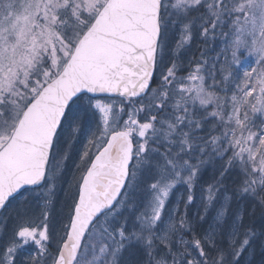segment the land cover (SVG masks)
Masks as SVG:
<instances>
[{
  "label": "snow or ice",
  "instance_id": "6c2138e0",
  "mask_svg": "<svg viewBox=\"0 0 264 264\" xmlns=\"http://www.w3.org/2000/svg\"><path fill=\"white\" fill-rule=\"evenodd\" d=\"M3 212L0 264H264V0H0Z\"/></svg>",
  "mask_w": 264,
  "mask_h": 264
},
{
  "label": "trees",
  "instance_id": "16d2710c",
  "mask_svg": "<svg viewBox=\"0 0 264 264\" xmlns=\"http://www.w3.org/2000/svg\"><path fill=\"white\" fill-rule=\"evenodd\" d=\"M208 47L211 48V44H209ZM204 48H205L204 41L201 38L197 37L196 39H194L191 42L190 46L185 48L184 53H183V58L187 59V58L192 57V56L199 57L201 50H203ZM218 51H219V45L217 46V48L214 51H208L207 52L208 59L211 60V58L213 56H215ZM217 163H219V162H217ZM211 172H212V168L210 167L208 169V173H207V175L205 177L206 179L211 174ZM179 191H183V190L180 189ZM198 194L199 193L197 192V195ZM199 211H202V209H200ZM252 211H253L252 208L249 207L248 208L249 215L245 217V223L246 224L259 221L261 210L259 208H257L255 210V215L254 216L251 215ZM258 259H259V257H257V260Z\"/></svg>",
  "mask_w": 264,
  "mask_h": 264
},
{
  "label": "rangeland",
  "instance_id": "374dc122",
  "mask_svg": "<svg viewBox=\"0 0 264 264\" xmlns=\"http://www.w3.org/2000/svg\"><path fill=\"white\" fill-rule=\"evenodd\" d=\"M69 163H70V166H71V162H69ZM199 205H200V202H199V200H197L194 204H192V205L189 206L188 212H189L190 217H193L194 218L196 216V213L200 210ZM8 214H9L8 212H5L2 217L7 216ZM12 226H13L12 225V222L9 221L8 228L11 229ZM0 227H2V225H0Z\"/></svg>",
  "mask_w": 264,
  "mask_h": 264
},
{
  "label": "water",
  "instance_id": "95a60500",
  "mask_svg": "<svg viewBox=\"0 0 264 264\" xmlns=\"http://www.w3.org/2000/svg\"><path fill=\"white\" fill-rule=\"evenodd\" d=\"M0 215H1V213H0Z\"/></svg>",
  "mask_w": 264,
  "mask_h": 264
}]
</instances>
